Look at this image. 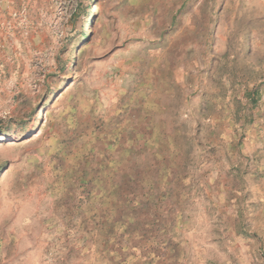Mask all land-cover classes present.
<instances>
[{
  "label": "rangeland",
  "instance_id": "obj_1",
  "mask_svg": "<svg viewBox=\"0 0 264 264\" xmlns=\"http://www.w3.org/2000/svg\"><path fill=\"white\" fill-rule=\"evenodd\" d=\"M95 4L0 0V264H264V0Z\"/></svg>",
  "mask_w": 264,
  "mask_h": 264
},
{
  "label": "bare ground",
  "instance_id": "obj_2",
  "mask_svg": "<svg viewBox=\"0 0 264 264\" xmlns=\"http://www.w3.org/2000/svg\"><path fill=\"white\" fill-rule=\"evenodd\" d=\"M93 2L94 3H96L94 6H95V10H94V12H96L97 11V9H98V4H97V0H93ZM93 17H94V14H93Z\"/></svg>",
  "mask_w": 264,
  "mask_h": 264
},
{
  "label": "trees",
  "instance_id": "obj_3",
  "mask_svg": "<svg viewBox=\"0 0 264 264\" xmlns=\"http://www.w3.org/2000/svg\"><path fill=\"white\" fill-rule=\"evenodd\" d=\"M76 12H77V10H76V11H74V13H73V15H72V19H74V16H75L74 14H75Z\"/></svg>",
  "mask_w": 264,
  "mask_h": 264
}]
</instances>
